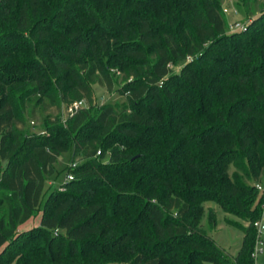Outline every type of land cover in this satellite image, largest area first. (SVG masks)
<instances>
[{
	"label": "trees",
	"instance_id": "1",
	"mask_svg": "<svg viewBox=\"0 0 264 264\" xmlns=\"http://www.w3.org/2000/svg\"><path fill=\"white\" fill-rule=\"evenodd\" d=\"M242 1L230 30L219 0H0V264H255L264 2ZM33 102L56 107L49 135ZM206 201L246 223L236 255L199 226Z\"/></svg>",
	"mask_w": 264,
	"mask_h": 264
},
{
	"label": "rangeland",
	"instance_id": "2",
	"mask_svg": "<svg viewBox=\"0 0 264 264\" xmlns=\"http://www.w3.org/2000/svg\"><path fill=\"white\" fill-rule=\"evenodd\" d=\"M219 1L221 7L223 8L224 15L228 22L230 30L237 29V23H246V12L248 11V5H246L242 0ZM262 2H264V0L256 1V10H259V4ZM239 5L241 7H239ZM96 94L98 97V101L101 103H105L107 101L123 102L126 97V94L122 93V91L113 89V91L110 92L104 86L98 85L96 86ZM30 107H34L35 109V112L29 115V124L32 126L33 130L39 133L40 135H49V133H52V131L48 132L45 129V127L43 126V121L44 118L49 116V114L54 117L57 111L56 107L49 105L48 102H41L39 104L37 103V105L36 102H33ZM63 113L66 114V110ZM58 135H60V139L65 145H68L70 143L72 135L68 132V130L64 129ZM70 156L71 154L69 152H66L59 158L57 162V168L60 171L58 176L59 178L57 180L58 182H61L64 179V170L62 169L64 168L65 164L70 163ZM75 161H80V159L76 158ZM260 194H262V192ZM203 205L205 210L203 212V217L199 223V226L207 231L208 236L213 238L224 252H227L230 256L236 255L242 246L244 237L242 229L236 224L246 223L235 215L223 211L218 205L211 201H206ZM211 206L215 207L217 217V225L214 226V228L211 227L209 222V207ZM41 217L42 213H39L36 217L32 218L29 222H27V224H25V229L31 228L32 226L38 224V222H40ZM260 239L262 240V243L257 247L259 251H257L255 255V264H264V233L260 235Z\"/></svg>",
	"mask_w": 264,
	"mask_h": 264
},
{
	"label": "built area",
	"instance_id": "3",
	"mask_svg": "<svg viewBox=\"0 0 264 264\" xmlns=\"http://www.w3.org/2000/svg\"><path fill=\"white\" fill-rule=\"evenodd\" d=\"M237 29H246L245 24H241V23H237L236 25ZM235 30V29H234ZM86 103L85 100H79V101H75L72 105H70L67 109H66V114H64V118H66L67 115H71L73 114L77 109H79L80 107L84 106ZM100 153V151L98 152ZM79 164V161H73L70 163V167L71 168H75L77 165ZM75 175L72 171H68L64 177V180L61 184V186L59 187L60 190H65V183L74 179ZM257 188L263 192L264 194V187L262 183H258L257 184ZM262 208H263V212H264V203L262 204ZM254 226L257 228L258 231V239L255 245V249H254V256L256 255V252L259 251V249L257 248L261 243L262 240L260 239V235L262 233H264V217L262 216L261 218L257 219L254 222ZM231 264H237L236 262H233Z\"/></svg>",
	"mask_w": 264,
	"mask_h": 264
}]
</instances>
